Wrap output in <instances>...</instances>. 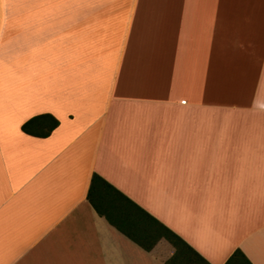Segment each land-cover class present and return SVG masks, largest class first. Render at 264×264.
Listing matches in <instances>:
<instances>
[{
  "label": "crops",
  "instance_id": "obj_1",
  "mask_svg": "<svg viewBox=\"0 0 264 264\" xmlns=\"http://www.w3.org/2000/svg\"><path fill=\"white\" fill-rule=\"evenodd\" d=\"M236 249L264 264V0H0V264Z\"/></svg>",
  "mask_w": 264,
  "mask_h": 264
},
{
  "label": "trees",
  "instance_id": "obj_2",
  "mask_svg": "<svg viewBox=\"0 0 264 264\" xmlns=\"http://www.w3.org/2000/svg\"><path fill=\"white\" fill-rule=\"evenodd\" d=\"M49 117V118H48ZM58 125V120L50 115H38L32 117L28 121L22 124V130L28 134L36 135V136H47L56 126ZM94 177H98L94 175ZM171 242L178 249L182 248L184 250H191V247L188 246L180 237L171 233L169 237ZM171 263V261H170ZM225 264H252L244 253L240 249H236Z\"/></svg>",
  "mask_w": 264,
  "mask_h": 264
}]
</instances>
